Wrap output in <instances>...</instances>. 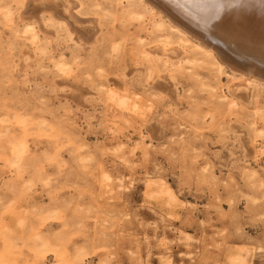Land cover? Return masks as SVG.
Listing matches in <instances>:
<instances>
[{
    "label": "rangeland",
    "instance_id": "obj_1",
    "mask_svg": "<svg viewBox=\"0 0 264 264\" xmlns=\"http://www.w3.org/2000/svg\"><path fill=\"white\" fill-rule=\"evenodd\" d=\"M24 1L0 0V264H64L70 240L78 264H190L195 240L242 206L237 189L264 188V84L222 97L233 65L200 39L169 34V21L156 26L143 4L130 13L115 0H72L97 19L86 35L95 43L82 46L57 21H68L56 11L67 2L32 0L23 22ZM165 43L183 54L145 53ZM164 144L190 145L200 179L178 193L149 174L134 206L124 198L132 170ZM88 241L106 250L88 256ZM239 247L230 264L251 258Z\"/></svg>",
    "mask_w": 264,
    "mask_h": 264
},
{
    "label": "bare ground",
    "instance_id": "obj_2",
    "mask_svg": "<svg viewBox=\"0 0 264 264\" xmlns=\"http://www.w3.org/2000/svg\"><path fill=\"white\" fill-rule=\"evenodd\" d=\"M60 1L67 2V8L62 7L56 11L67 17L68 21L61 19L57 21L65 25L71 39L82 46L95 43L97 35L90 34V39H87L86 35L92 31L94 27L92 23H96L97 19L80 15L76 9L77 5L72 0ZM31 2L32 0H25L23 3L24 9L20 13L23 22L32 18V13L29 11ZM115 2L118 6H126L127 12L130 13L136 11L137 5L142 8L143 4L152 11L151 19L159 28L165 27V21H169L170 27L166 28L169 34L179 33L182 42L189 41L184 35L200 39L199 44H204L200 47L210 54L217 51L222 59L225 57L233 65V75L232 83L227 91L223 92L222 97L233 100V97L242 95L241 89L247 90L246 93H248V89L252 86L258 83L264 84V78L255 75L259 73L264 76V4L262 0H241L245 7L234 6L216 19L211 18L212 8L217 3L227 4L230 0H160L158 4L150 0H142V2L141 0H125L123 4L118 3V0ZM10 16L11 14L8 13V17ZM36 18L37 22H41L40 31L43 27L41 14ZM8 21L12 23L11 19ZM39 31L30 25L22 30L23 34L36 44L40 41ZM145 51L147 56H165L167 61L183 54L182 49L169 47V43L151 46ZM171 84L173 86L172 81ZM108 90L120 103L126 104V96L120 97L112 88ZM17 154L22 157V151Z\"/></svg>",
    "mask_w": 264,
    "mask_h": 264
},
{
    "label": "clouds",
    "instance_id": "obj_3",
    "mask_svg": "<svg viewBox=\"0 0 264 264\" xmlns=\"http://www.w3.org/2000/svg\"><path fill=\"white\" fill-rule=\"evenodd\" d=\"M124 2L125 0H118L120 4ZM255 75L264 78L259 73ZM257 102H264V92L257 97ZM245 118L251 119L250 116H245ZM258 123L264 126V121ZM192 151L193 149L188 144H164L162 148L158 147L153 150L150 159L138 158L139 171L132 170V181L135 186L124 196L125 200L134 206L138 205V201L148 191L146 187H143V178L149 174L168 185L169 188H175L178 193L185 190L188 184L198 182L200 179L198 165L192 160ZM101 159L103 160V156ZM104 163L109 162L104 161ZM261 173L264 175V169ZM260 183L264 185V180ZM242 187L248 191L245 195L239 191V188L237 189L236 199L242 206L235 207L230 215L224 217L223 223L214 228L211 236L195 240L191 255L188 257L190 264H230V257L239 253V246L242 245L247 246L250 253L251 258L247 264H252V259L259 260V264H264V188L253 191L246 184ZM162 203L157 202V206H161ZM145 204H147L146 200ZM16 239L20 241L19 246L25 249L27 256L24 234H18ZM69 243H71V249H66L64 264H78L75 259V249L79 245L72 243L71 240ZM87 246L88 256L95 255L97 251L106 250L95 247L91 241L87 242ZM11 264H34V262L29 258L13 261Z\"/></svg>",
    "mask_w": 264,
    "mask_h": 264
},
{
    "label": "snow or ice",
    "instance_id": "obj_4",
    "mask_svg": "<svg viewBox=\"0 0 264 264\" xmlns=\"http://www.w3.org/2000/svg\"><path fill=\"white\" fill-rule=\"evenodd\" d=\"M262 4H264V0H262ZM234 6H241L245 7L246 5H243L241 0H230L229 3H217L215 7L212 8V19L218 18L220 15L224 14L227 10H231Z\"/></svg>",
    "mask_w": 264,
    "mask_h": 264
},
{
    "label": "water",
    "instance_id": "obj_5",
    "mask_svg": "<svg viewBox=\"0 0 264 264\" xmlns=\"http://www.w3.org/2000/svg\"><path fill=\"white\" fill-rule=\"evenodd\" d=\"M150 1L158 4V2H159L160 0H150Z\"/></svg>",
    "mask_w": 264,
    "mask_h": 264
}]
</instances>
